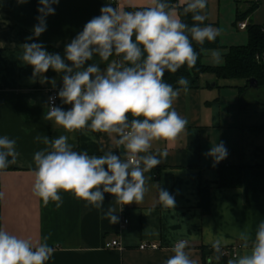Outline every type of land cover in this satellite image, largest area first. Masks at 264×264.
<instances>
[{"label":"crops","instance_id":"obj_1","mask_svg":"<svg viewBox=\"0 0 264 264\" xmlns=\"http://www.w3.org/2000/svg\"><path fill=\"white\" fill-rule=\"evenodd\" d=\"M186 2L177 0L179 5ZM109 3L134 11L151 0H59L52 5L55 13L46 17V31L39 37L33 33L40 15L39 0H0V137L14 139L19 153L16 169L0 173V228L34 244L49 237L47 242L54 253L46 264H163L172 255V246L181 239L188 242L186 251L198 264H219L214 256L205 262L201 252L202 246L211 247L216 239L222 240L227 261L243 254L239 233L247 231L254 236L264 222V103L257 100L244 106L241 89L248 84L246 79L218 78L212 73L185 77L189 81L187 91L181 88L173 106L188 121L186 129L172 143L153 142L152 153L167 149L168 156L145 173L149 190L144 201L118 207L117 223L102 218L101 210L86 207L71 193H60V208L53 202L45 206L33 194V156L45 148L35 140L37 135L49 139L68 135L73 148L89 155L99 156L111 150L122 156L124 152L107 134L87 129L67 133L54 121H48V96L52 90L59 92L62 88L63 74L50 68L43 80L34 77L32 66L20 60L21 45L33 42L64 58L65 46ZM202 14L207 15V24L219 29L220 40L227 32L242 36L247 30L234 24L235 31L233 21L240 16L244 17L240 22L263 24L264 0H207ZM240 39L244 42L221 41L222 49L207 50L203 62L223 65L225 60L215 59L213 54L218 52L224 57L228 47L248 43L247 37ZM91 63L99 64L103 71L107 62L94 55L85 66ZM180 87L177 83L174 89ZM58 107L67 111L71 105L59 98ZM221 142L228 155L217 163L207 153ZM227 165L243 167L241 187L219 186L221 166ZM159 188L175 198V208L159 204ZM203 188L210 195L208 214L202 212ZM111 204L114 197L105 193L103 211ZM112 240H118L123 249L106 247ZM143 242H155L161 248L140 250Z\"/></svg>","mask_w":264,"mask_h":264},{"label":"clouds","instance_id":"obj_2","mask_svg":"<svg viewBox=\"0 0 264 264\" xmlns=\"http://www.w3.org/2000/svg\"><path fill=\"white\" fill-rule=\"evenodd\" d=\"M39 3L38 23L33 26L35 37L46 31V17L55 13L52 5L59 0H39ZM206 6L207 0H187L183 11L191 13L194 21L189 26L168 0H151L149 5L134 11L109 3L65 46L64 58L49 53L41 43L21 45L20 60L32 66L34 77L46 80L43 74L50 68L63 74L58 96L71 108L65 111L50 106L45 118L67 133L87 129L107 134L124 149L122 156L111 150L99 156L89 155L87 151L74 150L68 135L55 139L37 135L35 140L45 148L33 156L32 191L45 206L53 202L60 208L63 204L60 193H71L84 201L86 207L101 210L102 218L114 224L119 220L116 215L119 206L144 201L149 190L145 173L168 156L167 149L152 153L153 142H174L188 124L173 105L181 88L187 91L189 81L180 77L177 83L181 87L174 89L165 82V73H176L185 65L193 68L198 59L193 41L203 45L205 41H215L219 35L218 28L204 24L207 15L202 13ZM94 55L107 62L103 71L97 63L85 66ZM213 55L219 58L218 52ZM113 56L117 59L110 60ZM207 155L218 163L228 152L221 142L213 145ZM18 156L16 141L0 137V170L16 164ZM105 193L114 197V204L103 211ZM158 202L163 208H175V198L163 188L158 189ZM48 239L45 236L34 244L0 228V264H46L54 253ZM239 239L245 251L227 264H264V222L254 236L242 231ZM222 243L216 239L211 245L217 261L224 254ZM187 247L186 240L177 241L171 248L172 255L163 264H198L186 251Z\"/></svg>","mask_w":264,"mask_h":264},{"label":"trees","instance_id":"obj_3","mask_svg":"<svg viewBox=\"0 0 264 264\" xmlns=\"http://www.w3.org/2000/svg\"><path fill=\"white\" fill-rule=\"evenodd\" d=\"M170 5L178 11L179 17L189 26L194 21L192 20V14H184L185 5H179L177 0H168ZM244 18V17H243ZM242 17L237 18V22H240ZM204 24L207 25L206 21ZM248 43L246 45L230 46L227 52L224 54L225 62L223 65L211 66L203 62L204 54L207 50L221 48V42L219 35L215 41H205L203 45L197 44L193 41V47L198 53V59L196 65L193 68H188L187 65L181 67L176 73H169L166 71L164 80L171 84L173 88L176 87L177 81L180 77L196 76L198 77L203 73L215 74L218 78L231 79L242 78L248 80V84L241 89V100L244 106L249 105L251 102L260 100L264 103V23L263 24H247ZM45 50H52L49 47H44ZM251 80H255V83L250 85ZM259 91L256 95L253 92ZM261 91V92H260ZM254 97V98H253ZM131 118V117H130ZM74 150L79 151L78 148ZM15 164L9 165L7 169L0 170H14ZM242 166L227 165L221 166L219 186L222 188H238L242 186ZM201 206L202 212L208 214L210 212V195L209 190L203 188L201 191ZM201 252L205 262L210 256L215 257V252L212 247L202 246ZM227 258L222 255L219 264H226Z\"/></svg>","mask_w":264,"mask_h":264},{"label":"built area","instance_id":"obj_4","mask_svg":"<svg viewBox=\"0 0 264 264\" xmlns=\"http://www.w3.org/2000/svg\"><path fill=\"white\" fill-rule=\"evenodd\" d=\"M238 27L242 30L247 28V23L245 21L243 22H239ZM50 97L54 98L52 101H50ZM58 102H59V96H58V91L57 90H52L49 93L48 96V108L50 106H57L58 107ZM128 223V219L125 218L124 219V224ZM106 247L108 248H119V249H123V246L120 244V242L118 240H112L110 242H107ZM161 246L158 243L155 242H143L139 245V249L146 251V250H157L160 249Z\"/></svg>","mask_w":264,"mask_h":264},{"label":"rangeland","instance_id":"obj_5","mask_svg":"<svg viewBox=\"0 0 264 264\" xmlns=\"http://www.w3.org/2000/svg\"><path fill=\"white\" fill-rule=\"evenodd\" d=\"M234 24H237V27H238V25H239V22H237V20H234L233 21V28H234ZM236 27V26H235ZM235 29V28H234ZM235 31H238L237 30V28L235 29ZM227 34V35H226ZM230 34V35H229ZM240 37H247V39H248V34H247V32H242V36H236L235 34H231V33H223V37L221 38V40H220V42L221 41H223V43L224 42H226V44H231L232 42H237V43H241V42H244V41H241V39H240ZM219 39H220V37H219ZM229 48V47H228ZM218 50H214V51H220L221 49H222V47H221V49L220 48H217ZM215 58V57H214ZM215 59H217V58H215ZM218 59H222V61L224 62V57L221 55V54H219V58ZM261 92V91H260ZM257 93H259V91L257 90L256 92L254 91L253 92V95H256ZM254 98V97H253Z\"/></svg>","mask_w":264,"mask_h":264},{"label":"water","instance_id":"obj_6","mask_svg":"<svg viewBox=\"0 0 264 264\" xmlns=\"http://www.w3.org/2000/svg\"><path fill=\"white\" fill-rule=\"evenodd\" d=\"M249 82H250V85H252L253 83H255V80H251Z\"/></svg>","mask_w":264,"mask_h":264}]
</instances>
